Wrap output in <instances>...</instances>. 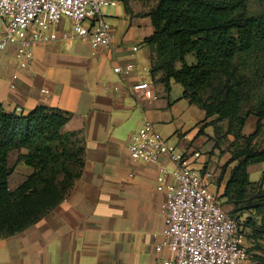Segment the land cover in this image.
Wrapping results in <instances>:
<instances>
[{"label": "crops", "instance_id": "crops-1", "mask_svg": "<svg viewBox=\"0 0 264 264\" xmlns=\"http://www.w3.org/2000/svg\"><path fill=\"white\" fill-rule=\"evenodd\" d=\"M157 3L129 0L127 10L121 0L118 6L105 7L113 32L109 47L94 49L88 40L76 37L72 21L64 17L50 27V40L35 48L27 68L17 63L15 43L0 50V103L6 110L20 108L26 115L39 105H49L67 111L71 119L65 130H78L85 147L84 168L70 195L25 231L0 238V264H162L169 249L159 250L157 243H163L164 237L153 234L164 228L161 208L166 193L157 189V165L135 160L128 149L130 136L145 119L179 150L189 155L199 152V157H191L192 166L211 173L212 189L229 211L234 208L222 196L236 164L225 167L232 155L225 164L219 158L214 168L215 150L205 158L199 149L214 145L216 139L215 145L223 151L224 137L232 146L234 136L227 134V119L214 124L215 116L207 118L206 111L183 94L172 97L175 80H170L167 90L162 72L153 76L141 70L151 67L152 49L144 39L154 32L148 13ZM3 31L0 22V38ZM129 62L137 68L128 78L114 73L116 64ZM14 74L18 79L12 88ZM150 76L157 98L135 95L131 85ZM15 151L8 155L9 165L15 166L9 178L12 189L21 183L11 184L16 172L22 171L25 177L32 172L17 162L19 151L12 159ZM161 163L174 166L167 155ZM263 172L259 171L261 177ZM261 177L251 180L250 175V180L257 182ZM255 220L256 226L246 225V235L261 225V216L256 214ZM245 243L253 249L257 244L264 246V233L257 241L247 235Z\"/></svg>", "mask_w": 264, "mask_h": 264}, {"label": "trees", "instance_id": "trees-1", "mask_svg": "<svg viewBox=\"0 0 264 264\" xmlns=\"http://www.w3.org/2000/svg\"><path fill=\"white\" fill-rule=\"evenodd\" d=\"M129 10V0H122ZM250 0H157L148 13L154 32L144 39L151 46V73L162 72L167 90L173 79L184 87L183 97L215 116L214 124L228 120L227 134L234 136L233 151L226 166L231 169L223 197L234 205L232 216L248 210L262 217L261 225L248 237L257 241L264 233V172L259 181L250 180L249 165L264 161V148H255L264 120V99L255 112L243 110L244 93L232 85L235 61L264 41V15L248 12ZM196 61L189 64L187 55ZM225 79L217 85L216 80ZM211 89L205 93L206 90ZM257 117L256 130L243 129L251 114ZM71 113L49 105H39L30 113L8 111L0 103V238L25 231L54 210L71 193L84 168V141L71 144L66 131ZM237 145V146H236ZM235 147V148H234ZM26 149L24 153L20 152ZM17 162L32 169L16 188L9 178L12 151ZM225 168V167H224ZM250 220V221H249ZM253 219L246 225L256 226ZM251 249L255 264H264V246Z\"/></svg>", "mask_w": 264, "mask_h": 264}, {"label": "built area", "instance_id": "built-area-1", "mask_svg": "<svg viewBox=\"0 0 264 264\" xmlns=\"http://www.w3.org/2000/svg\"><path fill=\"white\" fill-rule=\"evenodd\" d=\"M120 1L0 0V22L4 27L0 50L15 43L17 63L27 68L34 59L35 48L50 40V27L64 17L72 21L76 37L88 40L94 49L109 47L112 25L103 10L118 6ZM136 68L135 63L129 62L118 63L113 70L126 79ZM141 70L150 73L151 67L143 66ZM17 79L14 74L12 88ZM153 85L150 76L134 82L131 90L137 96L142 93L148 99L157 98ZM128 149L135 160L157 165V189L166 193V203L161 208L164 228L153 234L164 237L163 243H157L159 250L164 246L169 249L162 264H253L242 222L223 208L212 189V174L192 166L191 157H199V152L189 155L179 150L147 119L130 136ZM163 155L169 157L173 167L161 163Z\"/></svg>", "mask_w": 264, "mask_h": 264}, {"label": "rangeland", "instance_id": "rangeland-1", "mask_svg": "<svg viewBox=\"0 0 264 264\" xmlns=\"http://www.w3.org/2000/svg\"><path fill=\"white\" fill-rule=\"evenodd\" d=\"M112 7V6H110ZM248 12L250 15L254 16H260L264 15V0H250L248 3ZM187 60L189 64H192L196 61V58L194 54H189L187 56ZM234 76L231 78V84L242 90L244 93V101H243V110L244 111H256V107L259 104V102L264 99V41L261 42L255 51L243 54L237 60L235 61V70H234ZM224 78L222 80L218 79L216 80L217 85L222 84L224 82ZM174 88L172 89V97L176 96L177 94H183L184 87L180 84L175 82ZM211 89H208L205 91V93L209 92ZM180 96V95H179ZM256 124H257V117L253 113L249 116L248 121L244 127V134L249 135L253 133L256 130ZM228 121L226 120V126L228 127ZM226 127V128H227ZM228 129V128H227ZM67 131V130H66ZM166 138V137H165ZM227 138L224 137V145L226 144L225 150L222 151L221 146H216V139L214 141V145H201L199 146L200 151L202 152L203 156L205 158H208V155L212 150H215L214 156L212 158V166L215 168L218 166V159L220 158L222 160V163H224L227 158L232 155V150L230 141L226 140ZM71 144H77L79 145L80 136L79 135H72L70 136ZM168 140V139H167ZM253 145L255 148H264V120H263V126L258 132V136L253 141ZM215 146V147H214ZM237 146V145H236ZM213 147L215 149H213ZM235 148V147H234ZM24 151H27L24 149ZM229 153V155H228ZM17 155V152L15 151L13 153V160H15ZM13 162V161H12ZM221 163V164H222ZM225 164V163H224ZM219 166L220 170L222 172L223 166ZM234 163H231L227 169H230ZM23 167H27L23 165ZM226 167V165H225ZM260 170H264V161L258 162V163H252L249 165V173L251 175V180H257L259 177H261V173H259ZM25 175L22 171L16 172L12 178H11V184L14 186L17 184V182H21L24 180ZM222 206L223 208L230 213L228 208L224 206L223 202ZM256 214H254V211L249 210L246 212L243 216H239L237 218L240 219L242 222V227L246 231V221L248 219H254L255 220ZM260 218H256V223H259ZM250 221V220H249ZM246 235V233H245ZM247 236V235H246ZM245 236V240H246ZM248 242V241H247ZM248 248L251 250L253 247L250 245ZM252 255H254L251 252V263L255 264V261L252 258Z\"/></svg>", "mask_w": 264, "mask_h": 264}]
</instances>
